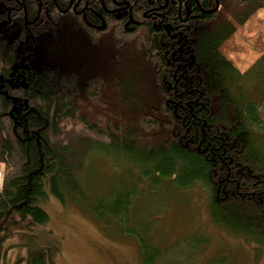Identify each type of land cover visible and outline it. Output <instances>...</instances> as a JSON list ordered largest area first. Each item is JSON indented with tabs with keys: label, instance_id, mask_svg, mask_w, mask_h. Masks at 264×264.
Instances as JSON below:
<instances>
[{
	"label": "trees",
	"instance_id": "obj_1",
	"mask_svg": "<svg viewBox=\"0 0 264 264\" xmlns=\"http://www.w3.org/2000/svg\"><path fill=\"white\" fill-rule=\"evenodd\" d=\"M84 1L78 14L71 0H0V131L12 130L0 160H18L0 191V264H66L41 206L49 194L135 235L144 264L159 248L128 223L159 188L203 187L212 220L264 244V110L248 86L260 74L221 51L264 0H81L78 10ZM121 1L127 15H104L102 2ZM99 14L105 28L91 26ZM69 124L107 143L77 152L59 141ZM86 148L124 163L129 184L92 195Z\"/></svg>",
	"mask_w": 264,
	"mask_h": 264
},
{
	"label": "rangeland",
	"instance_id": "obj_2",
	"mask_svg": "<svg viewBox=\"0 0 264 264\" xmlns=\"http://www.w3.org/2000/svg\"><path fill=\"white\" fill-rule=\"evenodd\" d=\"M236 31L221 51L243 72L253 65L258 66L254 73L260 76L252 78L248 86L251 92L253 84L259 87L260 92L253 96L264 110V9L239 25ZM0 132V138L1 135L9 137L12 130L7 124ZM59 139L71 144L77 152H84L85 142L92 145L107 143L105 137L86 130L80 124H69L66 134ZM87 150L91 156L97 154L94 149ZM94 159L89 165L93 172L89 180L93 185L92 195L93 191L102 193L104 190L102 194L106 195L117 185L130 182L124 163L118 167L115 158L102 155H96ZM17 162V158L15 163L0 160V191L8 173L17 167ZM86 169H80V174L86 177L84 181L89 174ZM170 190L159 188L144 192L134 207V221L128 223L139 232L151 229L148 233L160 251L153 264H264V244L258 245L232 234L212 220L208 194L203 187L175 191L173 195ZM41 206L50 216L47 228H51L61 240L66 264H144L135 235L122 233L117 224L101 225L86 207L74 199L63 205L49 194Z\"/></svg>",
	"mask_w": 264,
	"mask_h": 264
},
{
	"label": "flooded vegetation",
	"instance_id": "obj_3",
	"mask_svg": "<svg viewBox=\"0 0 264 264\" xmlns=\"http://www.w3.org/2000/svg\"><path fill=\"white\" fill-rule=\"evenodd\" d=\"M79 2H81V0H79L76 4H74L73 0H71L69 6H70L71 10L73 9L76 13L81 14L83 11H86L88 9L89 5H88V1H84L83 8L78 10L79 4H81ZM17 4H19L18 7H20V5H23L19 1H17ZM102 4H103V7L105 8L104 15H106L108 18H113V17L114 18H116V17L117 18H123L125 15H127L126 13H127L128 7L130 6L129 1H127V2H123V1L116 2L112 5L110 4L109 6H106L103 2H102ZM99 15H100V17H102V23L99 24V23L95 22V24H93L91 26L94 28L96 27L97 29L98 28H105L106 23L104 21V18L101 14H99ZM28 23L31 24L32 21H30V22L28 21Z\"/></svg>",
	"mask_w": 264,
	"mask_h": 264
}]
</instances>
